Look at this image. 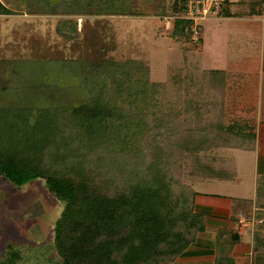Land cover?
<instances>
[{
  "label": "trees",
  "instance_id": "trees-1",
  "mask_svg": "<svg viewBox=\"0 0 264 264\" xmlns=\"http://www.w3.org/2000/svg\"><path fill=\"white\" fill-rule=\"evenodd\" d=\"M117 1L123 5L116 6ZM129 1L46 0L45 9L65 16L137 14L128 11ZM187 3L173 0L170 6L173 18L166 34L172 41L192 33L194 20L184 16ZM230 3L226 1L224 15L244 14L232 13ZM255 4H264V0L236 1L240 9L248 7L258 14ZM12 13L0 1V14ZM66 28L77 32V22L64 18L58 24L60 33L70 39ZM68 63L86 83L89 97L69 95L44 82H26L17 72L9 82L0 79V101L10 102L0 105V180L21 188L42 179L46 190L64 205L53 240L61 264H160L178 259L206 229L205 216L191 203L190 196L194 199L196 191L191 194L182 177L190 171L194 181L234 179L235 163L224 149L251 148L256 140L255 126L246 118L221 122L229 109L226 72L207 74L208 92L220 96V113L214 121L199 124L206 138L196 140L190 129L183 133L185 125L181 132V126L174 125L163 135L162 119L148 121L139 114L138 120H131L130 114L148 107L151 94H157L158 83L150 84L149 71L141 61L105 58ZM10 90L30 93L49 104H38L35 98L9 101ZM219 127L245 145L216 143ZM229 137L226 142L234 140ZM220 140L225 142V138ZM149 144L150 150L146 149ZM165 151L170 159L184 161V175L173 177L172 169H164ZM95 154L108 156L107 165L98 167L102 171L94 168L98 166L93 164ZM257 192L264 199L263 184ZM238 240L239 235L231 233L229 244L218 246L215 264H236L231 251ZM5 254L0 264L22 260L21 251L12 244Z\"/></svg>",
  "mask_w": 264,
  "mask_h": 264
},
{
  "label": "rangeland",
  "instance_id": "rangeland-1",
  "mask_svg": "<svg viewBox=\"0 0 264 264\" xmlns=\"http://www.w3.org/2000/svg\"><path fill=\"white\" fill-rule=\"evenodd\" d=\"M0 1L14 10L12 14H0L2 82L11 81L18 73L26 82L52 84L64 93L87 98L89 92L86 90V83L70 69L71 63L68 61L92 63L105 58L113 61H141L149 71L150 84L158 83L157 94L154 97L151 94L152 100L148 107L138 110V114L131 113V120H138L139 114H144L148 121L162 119L163 135L174 125H180L181 132L185 125L187 129L183 133L190 129L196 140H199L206 138L201 134L199 124L214 121L220 113V96L208 92L206 71L203 69L208 68L210 63L219 66L225 64L233 71L245 70L246 76L239 81L244 95L238 101H242L243 105H236L234 108L230 103L232 111L229 108L224 121L221 122H233L239 115L251 117L256 112L264 122V91L262 88L260 90L263 76L259 72L264 4H255L254 7L259 9L258 14H253L248 7L240 9L236 5L238 0H231V12L244 13H237L234 18L213 13L201 16L198 11H192L194 13H189V17L194 20L193 27L197 33L175 42L166 34L173 18L170 8L173 0H130L127 2L131 5L128 11L137 13L133 15L72 16L48 13L45 9L46 0ZM192 1V5L196 6L195 1ZM116 3L118 7L122 4L120 1ZM204 4L196 8H201V13L210 12L211 4ZM184 16L186 17V13ZM64 18H73L77 22V32L73 33L69 28L64 30L72 35L70 39L58 29L59 22ZM31 96L32 94L21 90H10L5 97L9 101L15 99L20 102L35 98L34 101L38 104H49V101ZM231 98L236 99L234 94ZM232 99H228L227 106ZM9 103L7 100L0 101V105ZM139 105H142L141 100ZM255 105V112L248 110L245 114L246 112L242 111L243 108L247 110V107L252 108ZM226 131L221 127L215 130L219 139L216 143L245 145L236 139L237 136H226ZM228 137L234 140L226 142ZM222 138H225V142L220 140ZM146 149H151L150 144ZM224 150L237 164L238 178L228 181L209 178L196 182L193 180V174L188 171V175L181 180L188 186L191 194L193 189L196 194L197 190L220 194L237 191L250 193V179L254 174L256 154L238 148ZM95 158L93 164L98 165L94 167L95 170L100 169L99 166L107 165L109 161L107 155L100 157L95 154ZM163 159L166 160L164 169L167 172L172 169L173 177L184 175L182 170L186 165L183 160L178 157L170 159L167 151ZM51 160L49 163L55 166ZM263 162L264 160L260 163ZM260 180L262 183H259L257 188L262 184L264 186V176ZM190 199L191 203L194 202L191 196ZM241 202V199L235 201L238 204ZM63 208L64 205L46 190L42 179L34 180L21 188L0 180V258L5 257L8 244H12L22 253V260L18 264H61L53 248V240L54 227ZM259 228H262L259 237L264 239V225ZM249 236V232H246L245 240ZM230 241L231 234L222 238L220 243L226 246ZM237 243L235 242L233 249ZM261 253L264 251H259V254ZM260 256L263 257V254ZM248 260L246 257L243 263L249 264ZM172 261H163L160 264Z\"/></svg>",
  "mask_w": 264,
  "mask_h": 264
},
{
  "label": "crops",
  "instance_id": "crops-1",
  "mask_svg": "<svg viewBox=\"0 0 264 264\" xmlns=\"http://www.w3.org/2000/svg\"><path fill=\"white\" fill-rule=\"evenodd\" d=\"M227 17L234 18L236 16ZM215 23L216 22H214V24ZM261 26L263 29L261 33L262 51L261 59L259 61V72L263 76V84L262 87H260V90L262 88L264 91V20L262 21ZM201 54L204 53L201 52ZM226 60L227 59H225V62ZM203 70L206 71V76L210 71L222 70L226 72L225 87L227 89V99H232L231 97L233 94L236 98L229 102L228 108H230L232 111L230 103L232 106H234V108L236 105H243L242 101H238V99H241V96L244 95V91L242 90L243 87L239 81L241 78L246 76L244 72L245 70L233 71L225 64L219 66L214 65L213 63L208 64V68ZM258 103L259 101H257V105ZM257 105L253 106L252 108L247 107V110L243 108L242 111L244 113L246 112L245 114H247L249 111L255 112ZM253 112L251 114H253ZM239 116L240 118H246L255 126L254 131L256 133V140L254 145L251 148H238L256 154L257 161L253 164L254 174L250 179V193L244 194L237 191L220 194L197 190V194L194 198V210L205 216L206 229L205 231L198 233L196 241L193 242L178 257V259L172 261V263L168 262V264H215L217 248L221 244L220 240L231 233H237L239 235L238 243L235 246V249L231 251V255L234 257L236 264H246L243 263L246 257L249 258V264H264V261H262L264 253H261L263 254V257L260 256L261 254H259V251H264V239L259 237L262 229L259 227L260 225H264L260 224L264 222V199H260L256 190L260 181V177L264 176V162L262 164L260 163L264 160V122L261 120V118L259 119V113L257 114V112L255 115H251V117H246L245 115ZM258 121L259 123H257ZM248 146H250V144H248ZM233 148L234 147L227 148V151L233 150ZM234 167L236 169V176L234 180H236L238 178V167L236 163L234 164ZM210 179L218 178L212 177ZM228 180L230 179H223V181ZM237 199H241L243 202L246 200L249 203H235ZM246 232H249L250 236L245 240L244 235ZM254 244L257 245L259 249H261L258 250V253L255 252Z\"/></svg>",
  "mask_w": 264,
  "mask_h": 264
},
{
  "label": "built area",
  "instance_id": "built-area-1",
  "mask_svg": "<svg viewBox=\"0 0 264 264\" xmlns=\"http://www.w3.org/2000/svg\"><path fill=\"white\" fill-rule=\"evenodd\" d=\"M193 1H195L196 6H199V7H201L202 4L205 5L204 3L209 2L211 4L210 12H208V11L204 12L203 11L201 13V8H196V6L192 5L193 3H191V0H188V3H187L188 10L186 12V17H188V18H190L189 17L190 16L189 13L191 14L192 11H194V12L198 11L201 16H203L206 13H211V14L213 13L215 15L216 14H219V15L223 14L224 10H225V4H226L227 0H193ZM194 12H192V13H194ZM195 33H197L196 28L192 27L191 35L194 36Z\"/></svg>",
  "mask_w": 264,
  "mask_h": 264
}]
</instances>
